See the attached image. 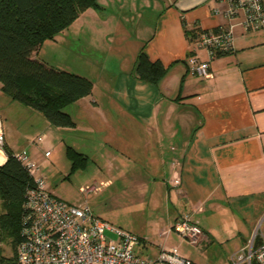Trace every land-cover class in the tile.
Instances as JSON below:
<instances>
[{
    "label": "crops",
    "instance_id": "0c3cea01",
    "mask_svg": "<svg viewBox=\"0 0 264 264\" xmlns=\"http://www.w3.org/2000/svg\"><path fill=\"white\" fill-rule=\"evenodd\" d=\"M97 3L33 53L92 81L91 93L66 108L74 125L54 127L65 132L66 148L85 158L83 167L95 166L103 184L97 192L112 187L116 196L144 206L146 227L132 232L140 237L138 254L155 257L174 246L197 264H230L232 255L246 251V235L264 215V26L246 29L241 17L229 20L225 0ZM230 24L228 45L210 58L184 32ZM79 43L92 49L89 57L74 49ZM140 49L167 67L156 84L134 75ZM192 55L208 61L210 77L191 71ZM0 125L6 148L25 150L15 147L1 116ZM39 174L45 178L40 167ZM186 212L203 231L200 250L168 229Z\"/></svg>",
    "mask_w": 264,
    "mask_h": 264
},
{
    "label": "built area",
    "instance_id": "2783aa9c",
    "mask_svg": "<svg viewBox=\"0 0 264 264\" xmlns=\"http://www.w3.org/2000/svg\"><path fill=\"white\" fill-rule=\"evenodd\" d=\"M225 1L222 12L229 20L241 17L238 23L246 29L264 26V0ZM232 26L230 24L226 30L202 32L195 40L196 46L206 48L209 58L212 57L216 48L228 45ZM187 63L193 73L205 78L211 76L208 61L192 55ZM41 140V136L36 138V142ZM3 143L0 125V150H3ZM13 155L25 166L34 185L25 191L21 239L16 244L14 259L0 264H197L174 246L163 247L155 257L138 254L135 251L140 241L138 235L95 216L86 203L70 204L55 196L47 189L38 164L26 150ZM173 182L179 184V178L175 177ZM102 185L81 190L98 191ZM168 229L197 250L202 248L203 231L190 213L180 214ZM252 239L247 251L231 256L230 264H251L252 259L255 264H264V237L255 246Z\"/></svg>",
    "mask_w": 264,
    "mask_h": 264
},
{
    "label": "trees",
    "instance_id": "16d2710c",
    "mask_svg": "<svg viewBox=\"0 0 264 264\" xmlns=\"http://www.w3.org/2000/svg\"><path fill=\"white\" fill-rule=\"evenodd\" d=\"M90 7L98 8L97 0H0V89L11 100L41 113L56 127L74 125L65 108L90 94L92 81L54 68L33 57V53ZM204 31L184 30L192 41ZM218 53L220 49L216 48L214 54ZM166 71L167 67L157 60L150 61L140 49L134 65L135 77L156 84ZM2 149L6 159L0 164V239H9L16 245L21 239L25 191L34 185V179L12 151L5 145ZM66 155L71 169L83 165L85 158L70 146ZM259 242L254 237V246ZM13 259L0 253V263ZM251 264H255L253 259Z\"/></svg>",
    "mask_w": 264,
    "mask_h": 264
},
{
    "label": "rangeland",
    "instance_id": "374dc122",
    "mask_svg": "<svg viewBox=\"0 0 264 264\" xmlns=\"http://www.w3.org/2000/svg\"><path fill=\"white\" fill-rule=\"evenodd\" d=\"M143 10L141 9L140 14H143L145 19H151V15L146 14ZM130 23L132 24V22ZM128 24V22L123 21L124 26ZM79 45L74 48L76 51L84 53L86 57L92 54L91 48L81 43ZM10 101L12 100L9 96L0 89V116L3 127L8 136L13 137L16 141L15 147L18 150L24 147L30 157L29 151L31 149L38 166L41 168V173L57 196L67 203L75 205L86 203L90 209L99 210L101 212L99 216L112 226L134 233L143 231V228L146 227L143 220L147 211L142 204L126 197L116 196L112 193V187L101 193L81 190V188L99 184V180L94 177L95 166L88 162L86 167L77 166L71 169L70 161L66 157L67 136L65 132L54 126L47 127L46 123L48 122L41 113L22 104H16L17 102H12L14 103L12 104ZM17 107L29 109L34 115L26 114L21 110L22 108L18 109ZM38 135H42L43 140L36 144L34 140ZM46 150L49 152L48 155L44 154ZM144 230H148V227ZM108 234L111 235L109 232ZM262 236L264 237V215L257 221L250 234L246 235L248 238L246 251L253 237L262 240ZM252 240L254 241V238ZM15 250L16 245H12L9 239H0V253L2 255L13 258Z\"/></svg>",
    "mask_w": 264,
    "mask_h": 264
},
{
    "label": "bare ground",
    "instance_id": "6f19581e",
    "mask_svg": "<svg viewBox=\"0 0 264 264\" xmlns=\"http://www.w3.org/2000/svg\"><path fill=\"white\" fill-rule=\"evenodd\" d=\"M3 160H4V155H3L2 151L0 150V162H3Z\"/></svg>",
    "mask_w": 264,
    "mask_h": 264
}]
</instances>
